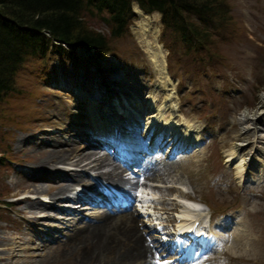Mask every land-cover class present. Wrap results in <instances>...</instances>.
Masks as SVG:
<instances>
[{
    "label": "rangeland",
    "instance_id": "obj_1",
    "mask_svg": "<svg viewBox=\"0 0 264 264\" xmlns=\"http://www.w3.org/2000/svg\"><path fill=\"white\" fill-rule=\"evenodd\" d=\"M217 1L206 5H217L226 18V29L221 32L224 38L215 36L216 41L207 50L186 52L181 44L173 42L174 37L165 30L162 14L158 11L149 15L152 16V30H157L151 33L150 38L153 40L157 34L158 44L166 50L167 73L171 79L169 88L178 103L176 106L173 100V106L180 107L186 116L202 118L208 123L213 122V115H216V124L222 126L223 131L217 135L213 149L220 151L221 147L228 151L234 148V141L238 138L241 127L238 118L242 113L252 116L263 109L264 0H221L222 6L220 0ZM104 15L107 16L106 13ZM86 18L90 27L110 36V26L101 16L87 15ZM140 23L141 17L136 15L129 26L133 37L112 38V51L108 54L77 43L68 58L52 50L46 58L29 61L18 71L16 92L0 102V159L5 157L3 163L0 161V201L11 200L14 209L8 215L0 203V264H95V250L101 243L98 234L78 237L54 249L48 248L30 226H40L42 231L44 224L58 228L69 225L68 219H64L69 216L53 206L56 201H61L56 195L58 190L67 185L72 187L74 182L68 178L80 179L78 172L82 166L85 171L93 169L98 174L94 165L87 163L94 160L92 163L96 164V156L106 155V151L97 150L87 143L88 129L82 124L91 122L89 101L73 95L69 90L71 86L84 87L80 81L67 78L75 73L79 76L78 71H84L86 77H82L88 84L85 86L95 88L99 73L93 59L103 64L112 61L113 64H109L127 77V80L119 81L118 86L128 96L135 98L134 94L139 96L142 92L151 97L149 89L159 77L141 44V34L136 32ZM110 71L108 69L106 73ZM64 80L68 81L64 83ZM109 89L111 93L113 89L119 93L115 86ZM158 95L156 100L162 102L163 93ZM80 129L81 132L78 131ZM248 138L251 140L253 136ZM72 141L80 149L72 151L69 158L52 156L44 159L45 151L70 147ZM60 143L61 146L58 145ZM89 155L90 159L84 161V157ZM214 157L213 154L211 160ZM12 160L18 161L11 166ZM161 166L164 170L166 165ZM62 168L70 176L65 177L64 173L58 172ZM178 169L168 166L166 173L172 174ZM108 176L111 181L115 179L114 175ZM225 190L231 195L232 202H249L255 209L263 208L264 202L259 196L249 199L246 191L238 192L234 186L225 187ZM256 191L264 193V185ZM39 197L50 201L43 202ZM30 199L36 203H28ZM87 252L90 257H87Z\"/></svg>",
    "mask_w": 264,
    "mask_h": 264
},
{
    "label": "trees",
    "instance_id": "obj_2",
    "mask_svg": "<svg viewBox=\"0 0 264 264\" xmlns=\"http://www.w3.org/2000/svg\"><path fill=\"white\" fill-rule=\"evenodd\" d=\"M137 1L148 12L160 11L164 28L174 37L173 42L182 43L188 50H207L216 41L215 36L226 29V18L217 5H206L217 0ZM133 2L0 0V102L16 92V75L24 64L44 59L52 50L61 56H71L74 49L65 45L82 43L87 49L97 48L101 54L110 53L111 39H119L129 31L135 16ZM87 15L101 16L107 21L110 36L90 27Z\"/></svg>",
    "mask_w": 264,
    "mask_h": 264
},
{
    "label": "bare ground",
    "instance_id": "obj_3",
    "mask_svg": "<svg viewBox=\"0 0 264 264\" xmlns=\"http://www.w3.org/2000/svg\"><path fill=\"white\" fill-rule=\"evenodd\" d=\"M134 8L136 9V11H138V13H139V15L141 17V23L139 24L138 27H136V29H137L136 32L141 34V38H142L141 42H142L144 51L150 57L153 65L155 67V70L157 71V73L159 75V79H160V82L162 83L163 87H166V91L169 92V85H170L169 80H171V79L168 76V74L166 73V66H167L166 52H165L166 50L163 49L161 44L160 45L158 44V42H157L158 41L157 34H156L155 38H153V40L150 38L151 33H156L157 32V30H152V26H150L151 25L150 23L152 21V16L145 15L141 11V9L139 8V6L137 4H135ZM127 35H129V33H127ZM64 57L68 58L67 55H65ZM93 61H94V65H95V67H96V69L98 71H105L106 72L108 69H110L111 70L110 72H113L110 75L111 79H106L107 82L104 81L103 78H101L102 83L104 84L105 92H107V93L110 92V90L108 88L111 87L113 84L117 83L118 80H120V81L127 80V77L125 76V74L123 72L118 71V69L116 67H114L113 65L109 64V63L113 64L112 61H109L108 63H104V64L101 63L100 61L99 62L96 61L95 58L93 59ZM117 76H120V77H117ZM116 78H118L117 81H113ZM154 88H156V87H154ZM152 90H153V88H152ZM154 95L155 94L152 95L151 101L149 103H146L148 111H150V110L154 111L153 113L151 112V115L149 116L148 120L146 119V116L142 113V111L140 109V108H142V107L139 106L140 104L145 105L144 103H141L142 102L141 99L138 98V101H133V103L128 101V100H125L126 101V106H127V110L125 112L126 114L121 112L122 108L119 105V100L117 99L116 101H113V102H115L114 105H113V111H112V113H109L111 116H108L107 114H104L103 118L98 114L97 106L100 103L98 102L97 105L92 104V107L90 108V111H89V115H90V118H91L90 120H92V123L82 124V125H84V127L86 129H88V130H93L94 129V130H97V131L100 130L102 132H104L106 130L111 136H113L115 134V125L112 122L111 118L119 117L118 113L121 112L124 115L122 117L123 121L120 124H118V125L119 126L122 125L123 129H125V128L133 129L134 130L133 133H136L137 130L140 127H143L144 120H147L146 123L148 124V126H150V128H152L153 125H155V127H156V125L158 126V130L156 131V133H159L162 128H165V126L168 127V125H169V127L172 126V127L176 128L177 127L176 126V124H177L176 120L173 117L170 118V116H169L170 112H169V110H167L168 109V107H167L168 105H165V104L159 105V104H157L155 102L156 100H155ZM166 96L169 97V94H167ZM88 100L90 101L89 104L90 103H97V101L95 99H93V98H88ZM170 107H171V105H170ZM133 110L136 111L137 113H139V115H137L136 112L132 113ZM137 116H139V119H136ZM263 117H264V102H263L262 112L255 113L252 116H250L248 113H245L244 115H241V118H239V120L243 123L242 124V130L245 131V134L248 131H251V132L253 131V134H255V140H256L257 144L259 142L262 143V140L264 139V124L261 125V121L263 120ZM78 131L81 132V129L78 130ZM193 131H194V129H191L190 131L184 129V134H183V137H181V139L183 141H189V138L192 137V135H190V133H192ZM177 133H178V131H176L174 129V131L172 133V136H174ZM79 134H82V133H79ZM123 135L126 138V140H125L126 145L130 144L131 146H135L133 144V142H135V141L141 142L142 144L145 143V142L146 143H149V142L151 143V141H152V143H155L154 142V138H152V140L148 141L147 138L139 137L138 134H136V135L133 134L129 138H128V136H126V134L123 133ZM85 138L86 139H90L87 136H85ZM113 138H115V137H113ZM74 140L76 141V139H74ZM245 140H246V138L243 141H245ZM87 143H88V141H87ZM58 145L61 146L62 144L60 143ZM92 145H89V146L91 147ZM76 149H80V147L78 145H76V143L74 141H72V142H70V147L64 146V147H59V148H53L51 151H45L44 152V159H50L52 156H53V158L55 157L56 159H66V158H69ZM256 150H258V148ZM81 151H85V150H81ZM260 151L262 153H264V147H262L261 150L259 149V153H260ZM93 154L95 155V153H93ZM90 157H91V155H89L88 157H84V161L87 160V159H90ZM239 159H237L236 162L239 161L238 162V166L243 167L244 166L243 163H244L245 158H242L241 160H239ZM82 162L83 161H81L80 164H82ZM92 162H94V160H92L91 162H88L87 164H93L94 166H96L97 169L101 170L108 163V158H101V157H97L96 156V164H94ZM62 169H65V168H62ZM63 173L65 174V177L70 176L69 173L66 172V169H65V171ZM102 173L103 174H109V175H113L114 174V176H116V172L115 171L109 172V171L104 170V172H102ZM45 177H47V176H45ZM69 189L70 188L68 186H66V187H63L60 191H62L63 194H64V192L69 190ZM28 203L33 204V202H31V201H28ZM60 204H62V203H59V205ZM86 208H90V207H86ZM200 215L196 216V219ZM186 223H187V221H183L182 223H180V225H185ZM100 226H102L101 223H99L98 225H95L92 230H85L83 232L86 235L89 234V233H92V232L94 233ZM108 227H109V232H108V234H109L110 232L113 231V223H109ZM121 227H122V229H121ZM121 227L115 228L114 231L115 230H120L122 232V234L127 233L128 235H130V232H128L129 227H126L125 224H123ZM131 227L135 228L137 231H139L138 226L136 224H134V220L131 221ZM108 234L101 233V236H106ZM128 239L133 244H137L138 239L142 240V236L138 235V238L134 237V238L130 239V237H129ZM102 242L104 243V246L107 247V248H103L105 253L108 252V248L110 249V251L113 250V247H112L111 243L109 242V240L103 238ZM142 244H143V248L149 249V247L146 246L144 243H142ZM145 253H147V251H145ZM84 255H86L85 251H84ZM88 255H89V253L87 252V257H88ZM110 256H108V257H110ZM89 257H90V255H89Z\"/></svg>",
    "mask_w": 264,
    "mask_h": 264
}]
</instances>
